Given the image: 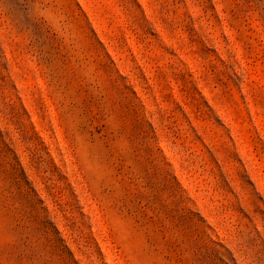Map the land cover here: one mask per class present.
Listing matches in <instances>:
<instances>
[{
    "label": "rangeland",
    "instance_id": "374dc122",
    "mask_svg": "<svg viewBox=\"0 0 264 264\" xmlns=\"http://www.w3.org/2000/svg\"><path fill=\"white\" fill-rule=\"evenodd\" d=\"M0 264H264V0H0Z\"/></svg>",
    "mask_w": 264,
    "mask_h": 264
}]
</instances>
